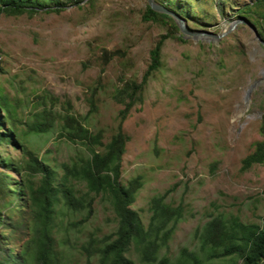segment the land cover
<instances>
[{"label": "rangeland", "instance_id": "1", "mask_svg": "<svg viewBox=\"0 0 264 264\" xmlns=\"http://www.w3.org/2000/svg\"><path fill=\"white\" fill-rule=\"evenodd\" d=\"M174 1L187 11L185 16L176 12L186 36L184 41L168 37L162 42L160 65L148 75L142 101L122 122L129 140L121 161L122 182L141 175L132 207L144 223L153 195L165 194L166 201L182 207L183 216L161 251L171 258L183 247H198L195 232L210 213L223 211L244 222L264 218V163L241 169V159L263 136L264 47L248 25L253 21L238 15L253 0ZM146 3L84 0L80 6L67 3L59 12L0 13V92L18 118L24 121L30 111L53 102V109L70 111L92 131L101 129L107 142L123 106L114 93L141 80L151 48L167 32L166 25L141 18ZM236 19L248 24L238 22L220 35ZM103 49L117 51L106 64ZM93 87L97 110L89 112L87 97ZM58 132L57 127L30 135L29 148L51 165L86 153L80 143L62 140ZM0 156L18 158L20 149L0 146ZM0 169L15 180L20 177ZM114 227L110 207L94 202L82 231L66 244L65 262L87 264L80 252L87 234L102 236ZM130 256L140 264L135 253Z\"/></svg>", "mask_w": 264, "mask_h": 264}, {"label": "trees", "instance_id": "2", "mask_svg": "<svg viewBox=\"0 0 264 264\" xmlns=\"http://www.w3.org/2000/svg\"><path fill=\"white\" fill-rule=\"evenodd\" d=\"M83 1L0 0V13L59 12L67 3L80 6ZM154 1L180 15L187 14L174 0ZM238 12L239 17L246 16L253 21L250 22L256 25L264 40V0L247 1ZM141 18L166 25L167 32L161 34L151 48V61L141 80L126 83L114 93L115 101L123 106L119 109L116 130L107 142H103L101 129L92 131L70 111L61 113L53 109V102L30 111L29 118L23 121L0 92V146L20 149L18 158L0 156V167L20 175L15 180L8 171L0 169V264H67L66 244L82 231L97 200L110 207L115 227L102 236L93 231L87 234L80 244L87 264L92 258L96 259V264H137L131 252L136 254L140 264H264V218L259 223L244 222L237 215H226L223 211L210 213L195 232L198 247H183L171 258L161 251L167 247L183 216L182 207L166 201L165 194L153 195L148 201L146 223L132 207L142 179L141 175H136L126 182L121 180L122 155L129 140L122 122L136 102L142 101L147 77L160 65L164 39L172 37L184 41L168 13L153 10L146 3ZM116 54L117 51L103 49L102 64ZM95 94L96 87H93L87 97L89 112L97 110ZM57 127L59 138L80 143L86 153L51 165L45 156L39 157L29 148L30 135L47 133ZM260 132L262 139L241 159L242 170L264 163V114ZM36 174L38 180L33 179ZM59 214L68 218L59 221ZM16 240L21 243L14 248L12 244Z\"/></svg>", "mask_w": 264, "mask_h": 264}, {"label": "water", "instance_id": "3", "mask_svg": "<svg viewBox=\"0 0 264 264\" xmlns=\"http://www.w3.org/2000/svg\"><path fill=\"white\" fill-rule=\"evenodd\" d=\"M147 3L150 5V7L153 9V10H156V11H161V12H165V13H168L175 21V23L177 24L178 28H179V31L181 32L182 34V37L184 38L186 35V30L184 28V21L182 18L178 17L177 13L172 11V10H169L167 9L166 7H164L162 4H159L157 2H155L154 0H147ZM238 22H244V23H247L248 22L245 20V19H236L234 20L227 29H224L223 31H221L220 35H222L223 33H225L226 31L232 29L236 23ZM249 27L254 31L255 35H256V38L258 39V41L260 42L261 45H263L264 47V40L262 39V37H260V34L258 33V31L255 29L254 25L252 24H248ZM218 37V35H217ZM250 90V89H249Z\"/></svg>", "mask_w": 264, "mask_h": 264}]
</instances>
